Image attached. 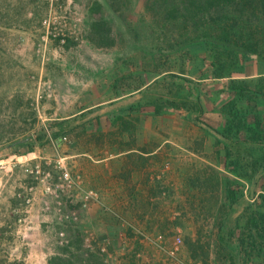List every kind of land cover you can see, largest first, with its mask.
I'll use <instances>...</instances> for the list:
<instances>
[{
	"label": "rangeland",
	"instance_id": "374dc122",
	"mask_svg": "<svg viewBox=\"0 0 264 264\" xmlns=\"http://www.w3.org/2000/svg\"><path fill=\"white\" fill-rule=\"evenodd\" d=\"M166 1L177 0H0V147L35 139L31 149L0 156V264H47L70 226L106 264H229L217 235L230 241L246 208L264 210V178L250 176L258 151L234 152L242 159L235 173L224 149L247 139L235 128L226 134L236 123L232 108L238 117L245 110L249 120L259 116L264 128V60L227 49L207 29L194 37L164 25ZM250 19L247 31L264 42V15ZM97 21L109 25L113 48L87 41ZM132 150L156 151L143 162L144 186L130 188L133 203L99 199L82 209L57 186L63 162L83 189L95 191L92 172L106 176L109 167L123 177L130 164L125 155L96 161ZM228 187L237 193L234 205ZM176 238L171 259L166 251Z\"/></svg>",
	"mask_w": 264,
	"mask_h": 264
},
{
	"label": "trees",
	"instance_id": "16d2710c",
	"mask_svg": "<svg viewBox=\"0 0 264 264\" xmlns=\"http://www.w3.org/2000/svg\"><path fill=\"white\" fill-rule=\"evenodd\" d=\"M94 10L100 11L98 3H95ZM161 15L164 25L176 24L184 30L191 29L194 37H197L201 30L207 29L212 31L215 38L227 49H235L242 56H257L264 60V54L260 49L264 42L260 43L255 38V33L247 31L251 26L250 18L259 19L264 15V0H177L170 3L166 1L165 6L161 9ZM247 34L249 36L246 38ZM86 39L97 49H109L115 46L114 39L110 37L109 25L103 21H97L90 26ZM234 91L236 94L243 90L236 88ZM180 101L184 106L189 104L187 99ZM192 104L191 110L201 111L199 102ZM170 108H177V104L170 102ZM236 110L234 107L231 111L235 116L236 123L229 127L226 134L229 135L235 128L238 134L244 132L247 139H236L230 145L227 143L224 148L225 157L236 173L235 169L238 168L242 159L235 157L233 153L239 154L248 147L257 150L258 155L253 159L250 176L260 174L264 178V128L261 120L259 116L249 120L246 110L238 117L239 114ZM239 112L242 111L239 110ZM155 113L161 114L162 110L156 109ZM65 122L58 123L54 128L63 127ZM54 130L52 132L59 134L60 131ZM46 137L47 134L43 131L40 136H37L36 141L41 144L47 140ZM226 138L228 137L226 136ZM225 140L229 141V138ZM23 147L33 148V146ZM15 150L13 151L15 152ZM260 198L264 201V196ZM227 199L231 205L237 201V193L231 187L227 188ZM72 228L70 226L68 230L67 243L58 248V251L47 260V264H106L98 251H90L85 248L81 233ZM229 238L230 241L221 232L217 235V242L225 251L229 264H251L255 256L264 258V210L246 208L243 224L235 229L234 233L230 231Z\"/></svg>",
	"mask_w": 264,
	"mask_h": 264
},
{
	"label": "crops",
	"instance_id": "0c3cea01",
	"mask_svg": "<svg viewBox=\"0 0 264 264\" xmlns=\"http://www.w3.org/2000/svg\"><path fill=\"white\" fill-rule=\"evenodd\" d=\"M104 112V110H103ZM63 121H67V119L62 120ZM156 154V151L154 152H150L148 154L145 153H141L138 152L136 150H132V151H128L126 153H120L118 155H114V156H108L104 159H100L98 161H96L97 164H101L103 162H108L110 161L112 158L114 157H118V156H129V167L127 169H123V177H119V171L120 170H113L114 174H118V177H112L111 175V169L108 167L106 169V173L107 175H104V171L103 170H98L95 172H92L95 175V182L93 183V188L95 189V191L97 192V194L99 195V199L101 200V202H103L104 204H128V203H133L134 200H132L134 193H132L130 188H133L134 190L140 188L141 186L143 187L145 182L143 181V184L141 185L142 181H139L140 178V173L145 174L146 169L143 166V162H145V158L147 156H152ZM108 165V163H106ZM119 168V167H117ZM114 169H116V166H114ZM120 178V179H119ZM111 179L113 180H117V181H121V183H117V181H115L114 184H111ZM127 182V183H124ZM124 188H128L130 190H125Z\"/></svg>",
	"mask_w": 264,
	"mask_h": 264
},
{
	"label": "built area",
	"instance_id": "2783aa9c",
	"mask_svg": "<svg viewBox=\"0 0 264 264\" xmlns=\"http://www.w3.org/2000/svg\"><path fill=\"white\" fill-rule=\"evenodd\" d=\"M66 137L63 136L61 138L62 142L66 141ZM61 183L57 185L59 188H61L62 192L66 195L67 199H71L70 201L72 202L73 200H77V203L80 205L82 209H86L89 205L91 204H98L99 201V195L97 194L96 191L92 189H83L79 181H76L72 178L71 174L69 171L66 169L65 164L62 162L61 166ZM48 191L50 194L53 195L54 198V204L56 205V208L60 209L62 206V201L61 198L58 196L56 189H51L48 187ZM75 192V195H70L71 192ZM60 236L62 237V244H64L63 241V236L64 233H60ZM156 240L155 242H157ZM181 243L180 238H176L173 242V247L169 249L167 254L171 257V259L176 258V253L178 250V246ZM184 264V263H180Z\"/></svg>",
	"mask_w": 264,
	"mask_h": 264
},
{
	"label": "water",
	"instance_id": "95a60500",
	"mask_svg": "<svg viewBox=\"0 0 264 264\" xmlns=\"http://www.w3.org/2000/svg\"><path fill=\"white\" fill-rule=\"evenodd\" d=\"M191 121L195 124H199V120L192 117L191 118ZM209 130L214 133L215 135L219 136V134L217 133V131H215L214 129L212 128H209ZM35 143V139L33 136H27V137H24V138H21V139H18L16 141H13L11 143H8L7 145H4L2 147H0V156L2 155H6L8 154L9 152L15 150V149H18L20 147H23V146H30L32 144Z\"/></svg>",
	"mask_w": 264,
	"mask_h": 264
}]
</instances>
